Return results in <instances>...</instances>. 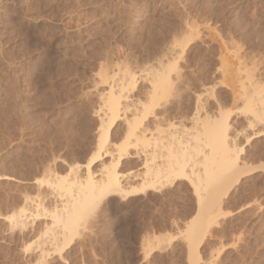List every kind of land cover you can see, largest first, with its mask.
<instances>
[{
  "label": "rangeland",
  "instance_id": "374dc122",
  "mask_svg": "<svg viewBox=\"0 0 264 264\" xmlns=\"http://www.w3.org/2000/svg\"><path fill=\"white\" fill-rule=\"evenodd\" d=\"M175 60L183 72L168 105L191 116L198 97L215 102L249 168L222 198L198 264H264V123L245 107L264 102V0H0V264H191L183 231L197 201L186 178L101 200L62 253L51 216L68 199L51 182L84 181L98 152L109 88L135 74L123 92L134 110L160 63ZM124 122L92 165L96 181L118 158ZM137 148L118 168L124 189L146 176ZM23 206L37 217L12 222Z\"/></svg>",
  "mask_w": 264,
  "mask_h": 264
},
{
  "label": "bare ground",
  "instance_id": "6f19581e",
  "mask_svg": "<svg viewBox=\"0 0 264 264\" xmlns=\"http://www.w3.org/2000/svg\"><path fill=\"white\" fill-rule=\"evenodd\" d=\"M179 64L177 60L166 65L160 63L151 75L150 91L146 99L138 102L139 106L138 104L134 106V104V110H131L132 103L125 102L126 100L123 99L125 95L123 92L126 86L128 88L135 84L136 80L133 76L135 74L132 73L133 75L127 78V81L130 80V83L127 82L129 85L122 86L119 90L111 86L109 92L105 94L104 109H102L105 112L104 118H101L102 134L99 139L98 152L85 165V180L66 176L51 182L53 188L68 195L62 209L53 211L51 215L54 220L53 224L61 231L60 237L53 234L57 245L56 249L54 243V248L58 253H62L71 246L75 236L78 235L80 223L88 218L101 200L113 194L124 196L139 194L148 189H157L159 186L173 184L177 180L186 178L193 187L197 210L183 232L189 245L190 263L198 264V247L214 223L215 213L220 209L222 198L228 194L233 182L237 181L241 174L249 171V168L246 164L241 165L239 162L243 154L242 146L238 147L234 143L235 139H230V115L222 112L218 109L219 107L213 108L212 105L215 102L207 105L202 103L198 97L191 116L188 115L189 113L184 114L179 110H174L168 105L173 92L172 74L176 72L177 76H175L180 79V72H183ZM258 89H256L257 92ZM212 91L214 90H211L209 94L213 97ZM256 91L254 94L257 93ZM249 101L246 102L248 104L245 105L246 110L248 109L259 122L264 123V102L260 103L261 105L258 104V106L263 105L259 108L251 104L252 100V102ZM130 111H133L131 117L128 116ZM202 112L204 115L201 114ZM121 120L125 121V131L120 137V143L113 144L114 147L116 146L114 151H117L118 158H115L116 162L112 161L110 165L107 164L108 166L104 167L102 178L96 181L92 165L101 156L100 152L106 143L115 141L111 135V129ZM187 121H191L190 127L186 125ZM133 145L136 150L139 147L141 153L144 154L143 165L146 168V176L142 184L124 189L121 186L118 168L124 154L126 155L129 147L132 148ZM188 168H191L189 170L191 174H187ZM74 171L75 169H71V172ZM35 205V208L39 210V212L35 210L38 212L37 216L41 217V205L38 203ZM28 212V208L23 206L17 216H11V221L22 224L29 218V214L31 215ZM33 213L36 214V212ZM33 213L31 216L34 215ZM37 216L34 215V217ZM48 228H46L47 231L52 230ZM45 232L44 234H47Z\"/></svg>",
  "mask_w": 264,
  "mask_h": 264
}]
</instances>
